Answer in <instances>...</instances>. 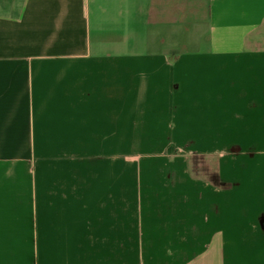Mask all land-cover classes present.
<instances>
[{
	"label": "crops",
	"instance_id": "1",
	"mask_svg": "<svg viewBox=\"0 0 264 264\" xmlns=\"http://www.w3.org/2000/svg\"><path fill=\"white\" fill-rule=\"evenodd\" d=\"M0 264H264V0H0Z\"/></svg>",
	"mask_w": 264,
	"mask_h": 264
},
{
	"label": "rangeland",
	"instance_id": "2",
	"mask_svg": "<svg viewBox=\"0 0 264 264\" xmlns=\"http://www.w3.org/2000/svg\"><path fill=\"white\" fill-rule=\"evenodd\" d=\"M150 146L153 147V150L155 152L158 151H164L167 155H171L174 157H183L184 162L186 160L191 159V152H192V145L191 144H176V145H164L167 146V148L161 150V146L159 145H139V144H133V145H121V153L123 152H144L148 151ZM136 156L131 157V159H134ZM186 159V160H185Z\"/></svg>",
	"mask_w": 264,
	"mask_h": 264
}]
</instances>
